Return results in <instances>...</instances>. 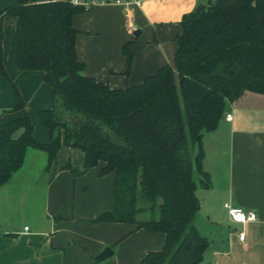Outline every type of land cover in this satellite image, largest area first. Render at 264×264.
Masks as SVG:
<instances>
[{
  "label": "trees",
  "instance_id": "obj_1",
  "mask_svg": "<svg viewBox=\"0 0 264 264\" xmlns=\"http://www.w3.org/2000/svg\"><path fill=\"white\" fill-rule=\"evenodd\" d=\"M88 7L71 0H17L0 10V75L20 97L1 60V21L12 16L11 64L19 71L42 72L53 92L52 105L38 111L47 142L35 141L21 98L11 111L22 114L0 127V185L21 167L30 146L47 153V168L62 145L77 149L82 165L64 166L74 174L100 164V176L116 174L113 208L93 222H126L134 230L162 233V247L147 251L139 264H198L208 246L194 225L198 182L209 183L202 137L244 92L264 94V0L198 4L174 36L173 64L122 88L85 75L77 58L72 17ZM122 52L128 74L130 42ZM146 210L150 217L138 220Z\"/></svg>",
  "mask_w": 264,
  "mask_h": 264
},
{
  "label": "crops",
  "instance_id": "obj_2",
  "mask_svg": "<svg viewBox=\"0 0 264 264\" xmlns=\"http://www.w3.org/2000/svg\"><path fill=\"white\" fill-rule=\"evenodd\" d=\"M211 1L140 0L126 11L111 0H98L72 17L84 74L111 88L140 83L162 65L173 64L181 20ZM16 3L0 0V10ZM128 42L133 61L126 74L122 47ZM6 66L10 79L34 72ZM18 102L0 75V118H15L11 109ZM226 113L231 120L223 116L202 137V168L209 183L198 182L194 225L208 246L198 264H264V94L246 91L228 104ZM82 161L79 150L62 145L47 168L44 150L26 149L21 167L0 185V264H139L147 251L162 246L160 232L134 230L126 222H93L113 208L116 174L100 176L101 164L77 175L64 167H80ZM224 203L254 210L256 219L232 222ZM138 205L144 206L141 199ZM238 232L244 233L243 240ZM107 248L112 254L96 259Z\"/></svg>",
  "mask_w": 264,
  "mask_h": 264
},
{
  "label": "rangeland",
  "instance_id": "obj_3",
  "mask_svg": "<svg viewBox=\"0 0 264 264\" xmlns=\"http://www.w3.org/2000/svg\"><path fill=\"white\" fill-rule=\"evenodd\" d=\"M12 20L13 19L10 16L6 18L5 21H3L2 23V41H1L2 59L1 60L6 72H7V66H6L7 63L8 64L11 63L9 58V52H10L11 41L14 33V26ZM8 22H12V23L9 24ZM11 80L16 84L20 94V97L18 98H21V100L23 101L24 108L28 112L31 122L33 123L35 141L43 143L42 141H46L48 139L49 134L47 128L45 127L41 118L38 115V111L42 108L50 107L52 105L53 92L51 86L44 81L42 73L40 71L23 72L20 75H18L17 78H12ZM15 112H16L15 117H18L22 114L23 111L20 110ZM4 122L5 120L0 118V127L3 125ZM193 176L194 178H197L198 175L196 171H194ZM149 217H150V213L147 212L146 213L140 212L136 215V218L140 220L148 219ZM160 234L163 236V243H164V235L162 233ZM159 247L161 248L162 246Z\"/></svg>",
  "mask_w": 264,
  "mask_h": 264
},
{
  "label": "built area",
  "instance_id": "obj_4",
  "mask_svg": "<svg viewBox=\"0 0 264 264\" xmlns=\"http://www.w3.org/2000/svg\"><path fill=\"white\" fill-rule=\"evenodd\" d=\"M98 0H71L73 4L77 5H84V6H90L94 3H96ZM112 2H115L117 4H120L124 10H128L130 5H138L140 3V0H111ZM225 120H231V114L225 113L224 114ZM224 207L227 209L229 218L232 222L236 223H246L250 221H254L256 219V212L254 210H243L240 208H234L229 203H224ZM242 217V218H241ZM25 230L27 227L24 228ZM238 236L240 240H243L244 233L238 232Z\"/></svg>",
  "mask_w": 264,
  "mask_h": 264
},
{
  "label": "water",
  "instance_id": "obj_5",
  "mask_svg": "<svg viewBox=\"0 0 264 264\" xmlns=\"http://www.w3.org/2000/svg\"><path fill=\"white\" fill-rule=\"evenodd\" d=\"M111 254H112V251H111L109 248H107L106 250H104V251L102 252L101 256H102V257H108V256H110Z\"/></svg>",
  "mask_w": 264,
  "mask_h": 264
},
{
  "label": "snow or ice",
  "instance_id": "obj_6",
  "mask_svg": "<svg viewBox=\"0 0 264 264\" xmlns=\"http://www.w3.org/2000/svg\"><path fill=\"white\" fill-rule=\"evenodd\" d=\"M242 218V217H241Z\"/></svg>",
  "mask_w": 264,
  "mask_h": 264
}]
</instances>
